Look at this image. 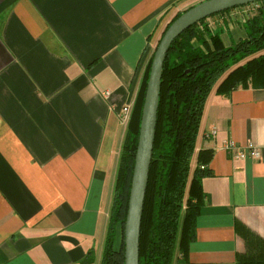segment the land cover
Here are the masks:
<instances>
[{
    "label": "crops",
    "instance_id": "obj_1",
    "mask_svg": "<svg viewBox=\"0 0 264 264\" xmlns=\"http://www.w3.org/2000/svg\"><path fill=\"white\" fill-rule=\"evenodd\" d=\"M183 1L0 0V264H84L90 250L99 264L127 125L119 109L134 102ZM235 10L210 26L227 44L244 34ZM224 139L252 142L260 157H234ZM204 148L212 175L189 260L235 264L244 247L235 219L264 234V88L211 92Z\"/></svg>",
    "mask_w": 264,
    "mask_h": 264
},
{
    "label": "trees",
    "instance_id": "obj_2",
    "mask_svg": "<svg viewBox=\"0 0 264 264\" xmlns=\"http://www.w3.org/2000/svg\"><path fill=\"white\" fill-rule=\"evenodd\" d=\"M256 3L257 10L240 22L243 36L234 42L225 43L223 30L210 27L206 17L169 46L143 201L139 264H192L189 246L196 239V219L205 198L202 179L212 175L208 168L212 149L196 151L207 99L213 91L227 95L237 87L264 88V0ZM184 10L176 11L165 23L146 62L120 149L99 264H124L123 227L150 66L163 32ZM234 231L244 244L235 252V264H264V234L239 219L234 221ZM93 259L90 250L83 263L91 264Z\"/></svg>",
    "mask_w": 264,
    "mask_h": 264
},
{
    "label": "water",
    "instance_id": "obj_3",
    "mask_svg": "<svg viewBox=\"0 0 264 264\" xmlns=\"http://www.w3.org/2000/svg\"><path fill=\"white\" fill-rule=\"evenodd\" d=\"M260 0H200L185 9L163 32L153 54L142 105L139 134L123 227L124 264H139V235L155 135L163 61L171 42L198 21L229 8Z\"/></svg>",
    "mask_w": 264,
    "mask_h": 264
},
{
    "label": "built area",
    "instance_id": "obj_4",
    "mask_svg": "<svg viewBox=\"0 0 264 264\" xmlns=\"http://www.w3.org/2000/svg\"><path fill=\"white\" fill-rule=\"evenodd\" d=\"M257 7H258V4L256 2H252V3H248L245 5L233 8V9H236L234 11V14H238L240 22H243L246 17L252 15L257 10ZM210 17L211 16L207 17L205 21L209 19ZM206 23L209 26H211L210 21H206ZM101 95L105 98H108L110 96V91L105 90L101 92ZM132 106H133V103L131 101H127L120 107L119 113H120V120L122 123L128 122L130 115H131ZM215 132H216V129L212 128L205 135L207 137H211L215 134ZM222 147L226 149L227 151H229L230 153H232L234 157H237V158L251 157V158L257 159L260 157V149L252 142H247L245 145H237L233 140L224 139L222 142Z\"/></svg>",
    "mask_w": 264,
    "mask_h": 264
},
{
    "label": "rangeland",
    "instance_id": "obj_5",
    "mask_svg": "<svg viewBox=\"0 0 264 264\" xmlns=\"http://www.w3.org/2000/svg\"><path fill=\"white\" fill-rule=\"evenodd\" d=\"M200 0H185L182 3H180L179 5H176L175 8L172 10V12L168 15V19L171 18V16L176 12V11H180V10H184L190 6H192L193 4H195L196 2H198ZM244 9V8H243ZM240 11V10H239ZM234 16H238V14H233ZM219 20V16L215 15V16H211L209 19H207L206 21H210L212 27H214L215 23ZM205 21V22H206ZM208 23V22H207ZM223 37L226 40V43H228V39H227V34L223 33ZM230 38L234 39L232 37V34H230Z\"/></svg>",
    "mask_w": 264,
    "mask_h": 264
}]
</instances>
